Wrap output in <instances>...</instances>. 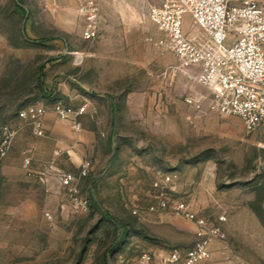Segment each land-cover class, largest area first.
Segmentation results:
<instances>
[{"label": "rangeland", "instance_id": "obj_1", "mask_svg": "<svg viewBox=\"0 0 264 264\" xmlns=\"http://www.w3.org/2000/svg\"><path fill=\"white\" fill-rule=\"evenodd\" d=\"M107 1L118 7L111 26L86 40L73 0H0V140L5 126L15 131L0 158V264H132L146 251L191 247L196 226L176 213L180 202L221 227L201 264H264V132L210 108L197 72L149 19L162 0ZM61 74L76 97L55 90ZM97 93L113 99L119 120L101 126L113 143L89 153L81 188L90 206L75 212L58 176L43 183L25 168V139L37 135L17 111L51 99L90 104ZM92 159L104 167L93 170Z\"/></svg>", "mask_w": 264, "mask_h": 264}, {"label": "built area", "instance_id": "obj_2", "mask_svg": "<svg viewBox=\"0 0 264 264\" xmlns=\"http://www.w3.org/2000/svg\"><path fill=\"white\" fill-rule=\"evenodd\" d=\"M73 1L83 22V38H98L105 0ZM148 16L164 33L166 49L175 54L182 67H191L197 72L196 79L212 96L210 108L221 115L240 117L249 132H264V3L260 0H162L149 8ZM186 16L190 17L193 27L200 29L199 34L185 31ZM202 99L187 98L186 101L199 103ZM51 108L57 118L80 130L88 103L74 106L56 101ZM47 110L46 104L31 103L22 107L18 116L32 126L35 135L44 136ZM14 135L9 126L3 128L0 158L8 154ZM24 166L30 175L43 183L49 182L52 167L35 169L29 157L24 159ZM57 176L71 208L75 212L87 211L90 199L81 188L87 168L84 166L78 172L59 169ZM174 210L195 224L197 240L188 248L143 252L132 264H201L210 256L212 242L222 232L220 225L198 215L185 202L176 204ZM219 220H226V216L221 214Z\"/></svg>", "mask_w": 264, "mask_h": 264}, {"label": "crops", "instance_id": "obj_3", "mask_svg": "<svg viewBox=\"0 0 264 264\" xmlns=\"http://www.w3.org/2000/svg\"><path fill=\"white\" fill-rule=\"evenodd\" d=\"M107 2V0L104 1L101 10V25L105 28L111 26L112 20L115 17L112 13H117L116 11H118L117 6L108 5ZM121 13L124 14L126 11L122 10ZM184 28L186 32L192 35L200 33V29L192 26L189 16H186ZM105 41H107L106 38L101 39V42L106 43ZM45 71L46 68L44 74ZM59 78L61 79L58 80L55 90L61 93L63 97H69L70 99L76 97V91L69 81H67L66 76L61 74ZM42 80L45 81L44 77ZM48 82V80L44 82L46 92ZM50 83L52 82L50 81ZM89 100V112L82 116L83 125L80 130L73 129L70 122L57 118L51 108L52 104L58 101L57 99L39 101L48 106L43 120L45 135L37 136V139L33 141L25 139L26 157L31 159L33 168L43 169L52 167L50 180L54 177L57 178V170L63 169L66 165L80 169L84 167L89 162V153L97 152L100 142L109 141L111 144L113 143L114 135L111 133L106 136L105 132L101 129L102 125H116L119 120L115 113L117 107L115 108L113 99L102 93H97L90 96ZM100 100H105L107 107L110 109L111 116L109 118L99 115V111L103 109V105L99 102ZM87 121L91 122L92 127H87ZM64 157L67 158L66 162L63 160ZM91 165L93 170L104 167L103 164H98L96 159H92Z\"/></svg>", "mask_w": 264, "mask_h": 264}, {"label": "trees", "instance_id": "obj_4", "mask_svg": "<svg viewBox=\"0 0 264 264\" xmlns=\"http://www.w3.org/2000/svg\"><path fill=\"white\" fill-rule=\"evenodd\" d=\"M45 67H46V64L41 63L39 66V69H38V73H36V86L40 87V89H43L44 93H45V89H44V83H43L42 79H43ZM19 110L20 109H18L17 114H18Z\"/></svg>", "mask_w": 264, "mask_h": 264}]
</instances>
